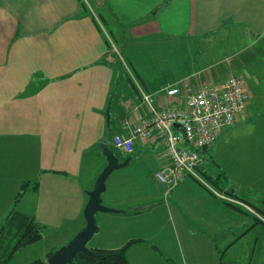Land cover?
<instances>
[{"label": "crops", "instance_id": "1", "mask_svg": "<svg viewBox=\"0 0 264 264\" xmlns=\"http://www.w3.org/2000/svg\"><path fill=\"white\" fill-rule=\"evenodd\" d=\"M178 59L179 75H163V62L169 68ZM140 69L160 73L154 91ZM232 76L245 80L251 101L264 102V0H0V223L28 183L15 208L43 225V236L63 230L71 240L86 225L87 192L107 164L100 145L110 113L113 135L129 134L119 120L147 112L141 93L172 107ZM168 86L179 88L177 97L161 92ZM249 101L200 150L208 187L188 175L160 184L162 146L136 139L132 165L146 166L156 183L148 176L150 185H133L131 195L118 176L109 195L115 204H102L119 210L95 215L101 227L88 247L139 240L127 249L129 264H140L139 254L144 264L153 257L170 264L165 239L183 264H232L224 258L240 248L250 255L245 264L263 261L264 219L251 207L264 210V113L251 116Z\"/></svg>", "mask_w": 264, "mask_h": 264}, {"label": "built area", "instance_id": "2", "mask_svg": "<svg viewBox=\"0 0 264 264\" xmlns=\"http://www.w3.org/2000/svg\"><path fill=\"white\" fill-rule=\"evenodd\" d=\"M161 92L175 98L180 90L168 86ZM141 99L147 112L138 114L130 134L113 136L114 147L126 156L132 153L136 139L157 140L164 157L155 173L160 184L172 187L188 175L207 186L199 171L203 164L200 150L211 146L222 128L235 124L244 114L250 100L245 80L232 76L219 85L197 88L172 107L157 106L149 93H141Z\"/></svg>", "mask_w": 264, "mask_h": 264}, {"label": "rangeland", "instance_id": "3", "mask_svg": "<svg viewBox=\"0 0 264 264\" xmlns=\"http://www.w3.org/2000/svg\"><path fill=\"white\" fill-rule=\"evenodd\" d=\"M113 40L111 43V48L113 49L112 50V54H116V56H118L120 58V55H119V48L118 46H116L115 44H113ZM165 49V47L163 48H160V50H163ZM172 50H174L176 52V54H178V51H179V47H172L171 48ZM179 55H177L176 57L178 58ZM180 60L181 59H178L177 61H175V63L173 64L174 61L171 62V67L168 68V64L166 62H163V66H164V71H163V75H166L168 76L169 73H172L174 76L177 74L179 75V68L180 67ZM138 75H142L143 77L146 78L145 82H146V88L148 89V91H154V89H156L157 86H155L151 81L152 79L154 81H159V78H160V73L156 74L155 77H153V73H151V71L149 70H138ZM125 77V75H124ZM127 80V79H126ZM146 92V91H145ZM147 93V92H146ZM261 97H264V96H261ZM264 100V99H263ZM249 110H247V112L253 116V115H260L262 113H264V102H260L259 101H256V100H250L249 101ZM114 116H112V114L110 113L111 115V124H112V130L110 131V137L108 139V146L110 147V149L115 153V155L120 159L122 160L123 157H125L124 155L120 154L119 151L114 147L113 143H112V136H113V133H114V125L116 124V115L115 113H113ZM221 132V131H220ZM134 153L126 156V157H131V161L132 163L123 168H120L118 170H115L113 171L110 176L108 177V179L106 180V190L105 192L101 195L102 196V203L105 204V203H112V204H115L114 201H111L109 198H111V193H110V186L111 185H115V182L117 181V179H120L118 176L121 177V181L123 182L124 181H127L128 183V189L127 191H131L130 193L128 194H133L135 191V187L138 186V185H143V184H149V180H148V176H149V179L150 181L155 184L156 181L154 180L153 178V174L152 172H149L148 173V169L146 166L140 164L139 166H135V165H132L134 162H135V157L133 156ZM125 160V159H124ZM123 160V161H124ZM133 185H135V187H133ZM150 185V184H149ZM150 192V190L148 191V193ZM122 194V193H121ZM121 194H119L118 196H120ZM117 196V195H116ZM114 197V196H112ZM22 199V198H21ZM31 199L26 201V206L30 207L31 206ZM232 201H235L237 202V200H232ZM108 207V206H107ZM113 209V207H110ZM17 209V208H16ZM114 209H117V208H114ZM119 210V209H118ZM101 214H105L103 212H98L96 213V216L98 215H101ZM96 219V217H95ZM2 223V222H1ZM0 223V225H1ZM96 224H97V228L101 227V222L96 219ZM63 233V230L62 231H55L54 230H51V233H49V235H46V233L44 234V236L42 235V238L41 240L37 241L36 243L32 244V245H29L27 247H23L21 249H18L14 252V254H12V256L8 257L7 259V262L6 263H3V264H28L34 260H37V259H41V260H45L46 259V262H47V252L49 251H56L57 249L63 247L64 245H66L70 240H68L67 237H64L65 235L62 234ZM94 235H96V233H94ZM93 235V236H94ZM163 236H165V234H162ZM143 239H146V240H150V236H146L145 238ZM93 240L92 238L89 240L91 241ZM89 241L87 242V247H88V244H89ZM158 243L159 240H157ZM168 242V240H165L163 239L162 240V247H160V249H162L167 256H165L166 258H168V262L170 264H183V261H181V258L178 254H176V249L172 248V247H169L167 249L166 246V243ZM89 248V247H88ZM240 250L242 251V253H239L237 255H226L225 258H224V261H231L232 264H245V262L247 261V259L250 258V255H245L246 254V249H241ZM170 257V259H169ZM142 257H140V254H139V262L140 264H144L146 263L147 261L146 260H141ZM153 263L152 264H159L158 262V259L153 257ZM261 259V257H260ZM233 261V262H232ZM249 264H264V260H259V261H256V260H252L251 263Z\"/></svg>", "mask_w": 264, "mask_h": 264}, {"label": "trees", "instance_id": "4", "mask_svg": "<svg viewBox=\"0 0 264 264\" xmlns=\"http://www.w3.org/2000/svg\"><path fill=\"white\" fill-rule=\"evenodd\" d=\"M155 95L156 94H152L154 99H156ZM140 99H141V95H140ZM122 120L127 121V123H123V124L125 125L128 124V126L130 125L129 126L130 128L129 134H130L131 125L133 122L132 123L128 122L129 120L128 118L127 119L121 118L119 121L121 122ZM109 125L111 131L112 130L111 120H109ZM124 135H128V134H124ZM109 137H110V132H109ZM133 152H134V146L132 153ZM27 191H28V183H22L20 190L15 198L13 207L6 214L4 220L0 225V264L6 263L8 257L12 256V254H14L16 250L32 245L37 241L41 240L42 238L44 232V226L38 223L32 215L21 212L15 208L16 204L21 200V198L26 194ZM227 195H229L230 199H235L239 201L237 198H234L232 194L231 195L227 194ZM226 204L231 205L228 202H226ZM251 208L256 215H260L264 219V210H259L254 206ZM255 220L256 221L259 220L260 222H263L261 219L256 217ZM138 241L139 240H131L126 245L118 249H111V250L93 249L92 251L96 254L95 256H87L83 253H77L71 264H129L126 257L127 249L129 245ZM52 253H53L52 251L47 252L46 254L47 258ZM28 264H47V262L46 259L45 260L37 259Z\"/></svg>", "mask_w": 264, "mask_h": 264}, {"label": "water", "instance_id": "5", "mask_svg": "<svg viewBox=\"0 0 264 264\" xmlns=\"http://www.w3.org/2000/svg\"><path fill=\"white\" fill-rule=\"evenodd\" d=\"M110 132L109 120H107V126L104 133V137L100 148L102 154L107 162L106 166L99 174L95 181L93 189L88 194V202L84 209V218L86 221L85 227L78 232L66 245L54 251L47 259V264H71L77 253H83L87 256H95L96 254L92 249L87 247V242L94 235L97 224L95 215L98 212L103 213H116L118 210L112 209L102 204L101 195L106 190V180L110 174L128 165L130 158H126L123 162H119V159L113 151L108 147V138Z\"/></svg>", "mask_w": 264, "mask_h": 264}]
</instances>
